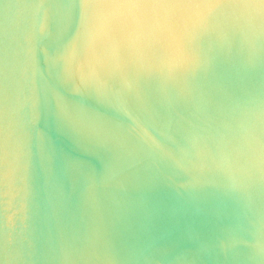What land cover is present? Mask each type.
I'll list each match as a JSON object with an SVG mask.
<instances>
[{
    "label": "water",
    "instance_id": "95a60500",
    "mask_svg": "<svg viewBox=\"0 0 264 264\" xmlns=\"http://www.w3.org/2000/svg\"><path fill=\"white\" fill-rule=\"evenodd\" d=\"M0 264H264V0H0Z\"/></svg>",
    "mask_w": 264,
    "mask_h": 264
}]
</instances>
